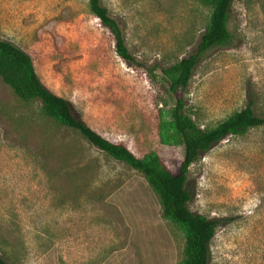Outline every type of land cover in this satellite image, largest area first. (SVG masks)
Listing matches in <instances>:
<instances>
[{
  "label": "rangeland",
  "instance_id": "374dc122",
  "mask_svg": "<svg viewBox=\"0 0 264 264\" xmlns=\"http://www.w3.org/2000/svg\"><path fill=\"white\" fill-rule=\"evenodd\" d=\"M134 57L88 0H0V39L27 53L75 116L135 156L176 171L163 144L175 97L161 69L196 51L211 8L201 0H101ZM230 40L205 52L177 97L202 129L253 103L264 117V0H233ZM187 207L215 222L208 264H264V125L227 136L188 169ZM181 229L143 175L21 101L0 80V256L11 264H177Z\"/></svg>",
  "mask_w": 264,
  "mask_h": 264
},
{
  "label": "trees",
  "instance_id": "16d2710c",
  "mask_svg": "<svg viewBox=\"0 0 264 264\" xmlns=\"http://www.w3.org/2000/svg\"><path fill=\"white\" fill-rule=\"evenodd\" d=\"M232 1L201 0L211 8V14L196 51L161 69L169 83L168 91L175 97L169 119L162 121L160 125L161 142L184 146V155L176 171L170 169L155 152L137 157L125 145L101 136L73 114L66 99L42 84L27 53L12 42L0 39V80L19 100L39 101L43 114L57 125L77 132L97 150L143 175L159 198L163 217L177 225L183 233V256L177 264H208L209 243L215 233L214 221L190 211L187 207L190 200L186 190L189 166L201 153L223 138L240 136L251 128L264 125V117L254 112L253 103L250 101L213 128L202 129L184 112L183 99L176 96L179 88L183 90L187 87L199 58L209 49L230 40L227 21ZM88 4L94 17L112 35L117 56L126 62H134L117 20L108 13L101 0H88ZM0 264L11 263L0 256Z\"/></svg>",
  "mask_w": 264,
  "mask_h": 264
}]
</instances>
